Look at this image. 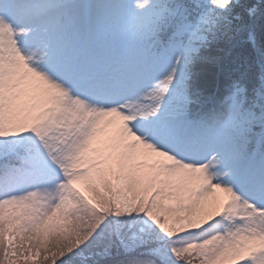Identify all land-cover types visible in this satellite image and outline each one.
Instances as JSON below:
<instances>
[{"label": "snow or ice", "instance_id": "obj_1", "mask_svg": "<svg viewBox=\"0 0 264 264\" xmlns=\"http://www.w3.org/2000/svg\"><path fill=\"white\" fill-rule=\"evenodd\" d=\"M0 264H264V0H0Z\"/></svg>", "mask_w": 264, "mask_h": 264}]
</instances>
